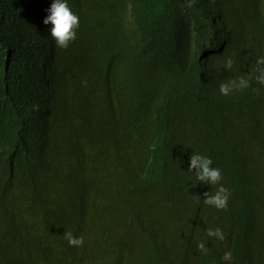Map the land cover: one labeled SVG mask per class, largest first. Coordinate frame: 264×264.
<instances>
[{"label":"trees","instance_id":"1","mask_svg":"<svg viewBox=\"0 0 264 264\" xmlns=\"http://www.w3.org/2000/svg\"><path fill=\"white\" fill-rule=\"evenodd\" d=\"M69 1L80 22L60 48L41 23L51 0H0V264H25L30 248L50 256L39 264H264V198L250 207L245 192L264 173V84L254 79L264 47L256 55L235 40L264 31V0ZM231 3L243 14L226 26ZM221 37L230 69L199 59ZM228 73L249 87L221 95ZM118 91L152 122L150 134L125 153L118 140L99 141L98 152L120 160L87 164L98 156L84 147L96 145L94 132L76 134L123 109L103 102ZM193 152L221 169L227 209L203 204L217 185L187 171ZM216 227L225 239L209 242L205 229Z\"/></svg>","mask_w":264,"mask_h":264},{"label":"clouds","instance_id":"2","mask_svg":"<svg viewBox=\"0 0 264 264\" xmlns=\"http://www.w3.org/2000/svg\"><path fill=\"white\" fill-rule=\"evenodd\" d=\"M13 2V0H12ZM262 12L263 7L258 5ZM47 15L41 20L44 25L50 26L47 28L48 36L52 39L53 43L60 48H67L68 44L76 38V29L79 27L80 16L76 12V7L69 0H51L49 6L44 10ZM243 13L231 3V9L223 13V21L226 26H230V21L238 22ZM127 29V25L124 26ZM128 30V29H127ZM213 35H219L221 29H213L211 31ZM223 37L210 39L205 49L200 54L199 59L208 57L209 55H215L213 47H216L218 43H222ZM235 40L243 45L245 49L254 51L256 55L262 54L261 49L264 47L260 41H264V31L262 28L255 29L253 31L240 33L235 37ZM97 47V44H96ZM223 53V49L219 51ZM208 55V56H206ZM206 56V57H205ZM255 55H250L252 58ZM10 54H7L3 62L6 70L9 66ZM247 58L245 54L241 60ZM241 60L237 62V66L244 65ZM224 64V67L230 69L233 65L231 58L219 60L217 66L220 67ZM254 79L260 84H264V56H259L256 59V67L254 69ZM229 81L227 83H220L219 92L221 95L228 96L234 90L245 89L249 87V81L246 78L240 77L238 80H234L231 73H228ZM83 83H86L84 81ZM93 84V78L91 79ZM128 84V83H127ZM92 86V85H91ZM91 88V87H90ZM102 88L106 91L105 84L102 83ZM118 91L117 96H114L112 92H106V97L103 102L110 103V100L114 103L124 102V107L121 111L111 112L108 109V113L101 118L96 119L95 122L84 123L83 129L80 125L78 128L82 129L77 136L86 138L84 132H94L92 137H95L96 145L91 147L87 142L84 143V147H89L92 151L97 153L96 159L91 160L92 164L96 166H111L114 162L120 160L116 155L108 154L104 149L102 152L97 151V145L99 141L108 142L118 140L121 143V151L123 153L129 150L127 144H131L140 140H146L149 136L150 127L152 122L148 118H144L138 110L135 108L133 100L127 92ZM90 109V107H87ZM62 122L61 119H57L53 124V130L59 131L58 127ZM84 131V132H83ZM114 144V143H113ZM6 160L2 149L0 148V163ZM187 171L193 173L195 180L202 185H217V190L209 195L208 191L203 194V204L211 206L217 210L227 209L229 201V190L219 183L222 179L221 169L213 166V160L207 155L193 152L188 160ZM206 236L209 238V242L212 239L223 241L225 239V233L219 228H206ZM64 238L70 246L84 247L86 248L87 242L84 236H74L71 231H65L63 233ZM196 248L199 252H206L208 247L204 241H200L196 244ZM48 254H42L39 249L30 248L28 254L25 257V264H39L44 260H50ZM223 261L230 262L232 259L231 251H225L221 257Z\"/></svg>","mask_w":264,"mask_h":264},{"label":"rangeland","instance_id":"3","mask_svg":"<svg viewBox=\"0 0 264 264\" xmlns=\"http://www.w3.org/2000/svg\"><path fill=\"white\" fill-rule=\"evenodd\" d=\"M224 47V44L222 43H218L216 47H213V50L215 52V58L216 60H223L224 59V54L219 53V51H221ZM233 51L231 50L229 53H232ZM87 162V164H91L92 161L90 159ZM256 184L254 185V187L247 189L245 192L247 193V195L251 196V199H249V205L248 206H252V205H257L260 203L261 198H264V173H262L261 175H259L256 179H255ZM69 196H66L65 201H69ZM64 207V206H63ZM63 207L61 208V210L63 209Z\"/></svg>","mask_w":264,"mask_h":264}]
</instances>
